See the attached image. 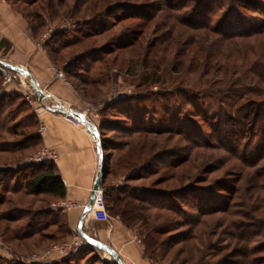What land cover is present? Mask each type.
Returning a JSON list of instances; mask_svg holds the SVG:
<instances>
[{
    "label": "rangeland",
    "instance_id": "rangeland-1",
    "mask_svg": "<svg viewBox=\"0 0 264 264\" xmlns=\"http://www.w3.org/2000/svg\"><path fill=\"white\" fill-rule=\"evenodd\" d=\"M7 1L15 11L27 20L35 38V47L39 50H45L52 62L51 73L63 81L67 91L70 93L67 96L75 100L72 106L57 99L56 104L48 98L52 95H47L43 103H39L38 97L33 91L31 78L28 75L7 70V74L3 75L0 82L1 92H6L7 86L21 89L12 92V94L18 93L22 95L27 105L22 107L17 113L16 120H23L24 122L36 120L38 125L28 131L37 130L40 136H43L40 134V128L45 124L39 121L37 110L41 111L44 109L55 113L52 111V107L56 104L58 107L82 112L96 125L99 133L103 112L107 111L108 105H112L119 100L131 98V101L128 102L130 106H126L125 109L113 110L109 108L108 111L110 112L108 114L115 113L118 115L116 116L117 118H111L119 121L117 124H113L116 128H118V125L131 126L136 122L137 125L143 124L144 127L168 128L175 131L182 129L186 133L204 134V137L209 138L217 123L216 120L213 121L210 118L211 112L210 115L206 112L202 113L209 107L210 95L217 99L219 97L218 100H220L222 111L232 114V110L238 103L232 92L221 91L220 87L225 86L230 81V78L235 76H241L240 78L249 80L247 79L249 73L246 72L247 64L243 63L244 58L237 59L234 63V59L228 55V52L233 50L229 42L222 47L218 55H215L213 51L217 49L218 43L215 44L216 42L213 41L214 37L209 32L206 36L203 35L205 33L203 29H191L189 26L191 22L189 21L192 20L187 19L188 22L183 23L173 17H164L162 13L153 16L155 14L152 7L161 4V0H28L30 2L28 6L23 0L16 2L14 5L9 0ZM188 1L191 4L196 3V0ZM147 5L150 7L146 8L145 6ZM133 11L151 13V18H126ZM33 12L37 13L36 15L38 13L42 15V21L45 23L36 33H33L30 23L35 25L40 21L33 18ZM64 29L67 30L70 38H83L88 35L101 33L61 53L51 54L49 51V54L45 47V42L53 33ZM123 43H126V45L129 43L131 46L119 48V45ZM87 49L96 50L92 53L88 52V55L84 56V60H93L98 58L103 52L112 51L106 55V61L92 66L94 69L90 78L100 79L101 81L93 86H86L81 79L79 80L78 77L73 76L72 66L68 65L72 62L74 55L88 51ZM6 54L7 51L0 54V60L16 66L9 57H6ZM248 56L251 57L252 55ZM17 67L28 70L25 66L17 65ZM59 73H63V76H60ZM187 95L198 96L197 102L199 104H197L201 112H199L197 107L188 104L189 97ZM154 97L156 102L151 100L155 99ZM139 99L140 101L142 100V105L138 104ZM218 107L219 105L216 104L215 108ZM32 111L34 112L33 115L31 114ZM213 111L219 112L220 110L213 109ZM220 113L223 114L222 112ZM13 123L15 121L9 122V124ZM210 123L214 125L209 126ZM222 129L223 127L221 126L219 130L221 131ZM47 130L48 127L46 126L44 133ZM104 134L112 148L108 150L111 153L109 156L110 171L104 180L107 186L129 187L127 188L128 191L139 187L169 192H174L193 184L198 185L197 187L200 188L212 186L209 193L214 195L215 198L218 196V201L215 200V203L221 204L222 201L226 200L224 187L228 184H234V180L239 178V173L243 169L242 163L236 157L222 149H194L191 159L181 166L165 167L161 165L163 163L160 160H154L151 168L136 174L137 176L135 177L138 178L129 179L132 172L130 162L133 160L139 164L143 162V158L150 152L151 146L155 148V151L162 147L173 150L180 145L184 146L185 142L180 141L176 136L171 137V139L168 136H160L158 138L153 136L155 140L150 143L152 140L151 136L136 135L130 143L133 149L131 154L128 148L125 147L119 150L113 149L118 143L128 141V138L119 131H113L109 128ZM5 139L15 141L21 139V137L7 135ZM223 143L231 145L225 140H223ZM42 148L56 151L54 147L41 144L29 151L30 155L24 158V162H32L29 161V158L35 156ZM2 154L0 152V157H2ZM169 159L174 161L176 158L171 157ZM58 161L59 154L57 152ZM13 162L15 160L13 161L12 158L7 163L11 164ZM5 163L0 159V164ZM9 169L11 170L13 167ZM155 170L158 172L153 174L152 171ZM243 171L245 172L246 170L243 169ZM247 173H251V170H248ZM249 175L253 176L251 178L245 176L240 183L236 182L237 185L239 184L242 194L241 197L236 199L235 208L264 218V176L257 181L255 179L258 176L256 169ZM2 191L1 189L0 193ZM114 193L118 192L115 191ZM220 195L222 198H219ZM7 197L10 202H7L1 209L7 210L16 207L17 211L15 213L18 220L10 222L0 221L1 264H38L37 260L43 262L45 260L43 258L45 255L49 257L51 253L48 252L51 250L58 251L62 258L76 252L75 256H73L76 258L73 260L76 264H116L108 253L93 248L84 239L83 246L72 247L67 253H62L58 247L73 241L76 236H79L78 234L74 235L70 227L71 235L66 236H58L60 233L57 228L49 229L47 233L50 235L53 232H57V235L55 237L50 236L52 238L49 240H41L39 239L40 236H34L29 239H15L13 235L16 233L21 235L25 225H27V221L30 219V215L22 211V209L29 211L43 209L59 199L45 195H28L22 191L16 194H7ZM101 198L106 218L100 220L94 217L93 210L96 207L93 206L86 217L89 222V230L88 233H85L101 242L110 244L114 248L111 244L110 234L113 232L114 226L119 225L121 229L130 234L117 236L119 244L121 246L122 244L124 246L128 244L136 245L138 247L137 256L145 259V261L141 262L132 261L130 264H199L202 260L210 262L223 257H231L232 260L238 261L242 260L241 255H236L237 252L233 249V245L231 247L227 246L232 239L229 238L230 229L225 223L227 218L225 214L216 213L205 217L202 222H206L208 225L205 226L202 223V225L195 227L194 237L191 240L169 245L171 235L186 231L188 228L175 226L180 221V218L174 216L171 212L157 208L144 210L143 213L146 216L142 213L143 217L148 218L151 228L167 222L172 223L170 225L172 231L168 229L171 232L168 231L165 234L155 236L157 237V242L153 244L151 250L154 255H150L151 251H147L144 243L147 228L143 227V222L137 221V224L131 227L126 226L119 217L109 215L104 201L103 189L101 190ZM70 202L73 203L71 210L63 209L65 211L63 212L59 207L54 206L53 208L55 209L53 210L60 211V215L64 213L67 217L69 211L81 207L79 202L72 200ZM90 217L93 219V224L88 220ZM45 221L38 218L36 224L43 225ZM259 241L264 243V238L258 239L253 246H257L256 244H259ZM11 247L12 249H10ZM81 249L84 250L82 251ZM92 249L94 251H91ZM79 257H84V259L80 260ZM251 257L260 259L262 261L261 264H264V251H259Z\"/></svg>",
    "mask_w": 264,
    "mask_h": 264
},
{
    "label": "trees",
    "instance_id": "trees-1",
    "mask_svg": "<svg viewBox=\"0 0 264 264\" xmlns=\"http://www.w3.org/2000/svg\"><path fill=\"white\" fill-rule=\"evenodd\" d=\"M9 1L14 5L16 2L22 0ZM23 2L27 6L30 4L28 0H23ZM145 7L149 8L150 6L147 5ZM152 8L155 14H152L153 16L162 13L164 17H173L183 23L188 22L187 19H190L193 21H189L191 22L189 25L191 29H203L205 31L203 35L206 36L209 32L214 37L213 41L216 42L215 44L218 43L217 49L213 51L215 55H218L222 47L229 42L233 50L228 52V55L234 59V63L237 59L244 58L243 63L245 65L247 64L246 72L249 73L247 77L249 80H244L240 78L241 76H235L231 77L228 83H224L225 86L220 87L221 91L232 92L238 103L232 110V114L222 111L220 100H218L219 97L217 99L210 95L211 101L209 103L207 102L209 107L202 113L204 114L206 112L210 115L211 112L212 115H210V118L213 121L216 120L217 123L209 138L204 137V134L196 135L186 133L182 129L175 131L168 128L156 129L154 127H144L143 124L137 125L136 122H132L133 124L131 126L118 125V128H116L113 124H117L119 121L111 118H117L116 116L118 115L115 113L108 114L110 112L108 110L109 108L113 110L125 109L126 106H130L128 102L131 101V98L119 100L112 105H108L107 111L103 112V119H101L99 128V139L106 159L107 173L104 180L110 171L109 156L111 153L108 150L112 148L104 134L109 128L113 131H119L123 136L128 138V141L118 143L113 149L119 150L125 147L128 148L131 154L133 149L130 143L136 135L151 136L152 140L150 143L155 140L153 136L157 138L160 136H168L170 139L176 136L180 141L185 142L184 146L180 145L173 150L162 147L155 151V148L151 146L150 152L144 156L143 162L140 164L134 160L130 162L132 172L129 179L138 178L135 177L137 176L136 174L151 168L154 160H160L163 163L161 165L165 167L181 166L191 159V154L194 149H222L230 155H233V157H236L246 171L244 172L242 169L241 173H239V178L234 180L235 183L232 185L228 184L224 187V190H226L224 193L226 200L222 201L221 204L215 203V200L218 201V196L215 198L214 195L209 193L211 192L212 186L209 188H200L197 187L198 185L193 184L182 187L174 192L139 187L128 191L127 188L129 187L117 188L110 185L107 186L103 180L102 189L104 190L106 209L110 216L119 217L128 227L137 224V221L143 222V227L147 228V233L144 236L147 251H151L153 244L157 242V237L155 236L165 234L171 230L170 225L172 223L167 222L151 228L148 218L143 217L144 210L157 208L171 212V214L180 218V221L175 226L178 228H188L186 231L171 235L169 245L191 240L194 237V228L202 225L205 217L216 213L225 214L227 215L225 223L230 229L229 238L232 239L229 242L230 245L227 244V246L231 247L233 245V249L237 252L236 255H241L242 260L238 261L233 259V261L231 257H223L210 262L202 260L199 264H261L262 261L260 259L251 256L259 251H264V243L260 241L259 244H256L257 246H253L258 239L264 238V218L254 214H248L241 209L237 210L235 208V201L242 194L241 188L237 183H240L245 176L251 178L253 175L250 176L249 174L255 171V169L258 172V176L255 178L257 181L264 176V0H196L194 4L189 3L188 0H161V4ZM36 14L33 12V18L39 19L40 22L35 25L30 23L33 33H36L38 29L45 25L44 21H42V15L39 13L38 15ZM131 17L148 19L151 18V13L148 14L145 11L143 13H137L133 11L126 18ZM100 33L88 35L83 38H70L67 30L64 29L53 33L45 42V47L49 54L50 52L51 54L61 53L70 47L84 43L88 38ZM4 43L5 41L3 40L1 46ZM127 46L131 45L129 43L127 45L123 43L119 45V48ZM94 50L96 49H90L74 55L72 62L68 64L72 66V75L78 77L79 80L81 79L86 86H93L101 82L100 79L90 78L91 72L94 69L92 66L96 63L106 61V55L112 52L111 50L106 53L103 52V54L93 60L83 59L84 56L88 55V52L92 53ZM250 54L252 55L251 57L248 56ZM2 78L3 74L0 73V82ZM187 96L189 97L188 104L198 108V96ZM140 99L138 100V104L142 105V100L140 101ZM151 100L156 102V98ZM216 104L219 105V109L215 108ZM26 105L27 103L22 95L1 92L0 84V152L1 154L3 153L0 159L6 162L5 164H0V190H3L0 193V221L5 220L10 222L18 220L16 219L17 215L15 213L17 211L16 207L7 210L1 209L7 202H10L7 194H16L22 191L24 194L33 196L45 195L63 199L67 193L66 186L55 163L24 162V158L30 155L29 151L41 145V136L37 133V130L28 131L30 128L38 125V122L36 120L28 122L16 120L17 113ZM213 109L220 111L214 112ZM198 110L201 112L200 108ZM33 113L32 111L31 114L33 115ZM13 121L15 123L9 124V122ZM210 125L213 126L214 124L210 123ZM221 126L224 129H222L223 131L219 130ZM7 135L12 137L20 136L21 139L9 141L5 139ZM223 140L231 143V145L223 143ZM171 157L176 159L172 161L169 159ZM12 158L15 162L8 164L7 162L11 161ZM10 167H13V169L10 170ZM248 170H251V173H247ZM157 172L156 170L152 171L153 174ZM115 191L118 193H114ZM219 198H222L221 195ZM22 211L30 215V219L27 221V225H25L21 235H17L18 233L13 235L15 239H29L34 236H40L39 239L41 240H49L52 238L50 236L55 237L57 235V232H53L51 235L47 233L51 228L58 229L60 233L58 236L71 235L67 217L64 213L60 215V211H54L49 206L33 211L23 209ZM38 218L39 220H46L45 223L43 225L36 224ZM203 224L205 226L208 225L206 222ZM91 251L94 250L92 249ZM75 253L53 263L41 262L38 264H76L73 261L76 259L73 257ZM152 254L153 252L151 251L150 255ZM79 259H84V257H79Z\"/></svg>",
    "mask_w": 264,
    "mask_h": 264
},
{
    "label": "crops",
    "instance_id": "crops-1",
    "mask_svg": "<svg viewBox=\"0 0 264 264\" xmlns=\"http://www.w3.org/2000/svg\"><path fill=\"white\" fill-rule=\"evenodd\" d=\"M7 41L2 44V41ZM35 38L29 28L27 20L8 3L7 0L0 2V54L7 51L14 64L25 66L31 71L39 86L47 95L54 96L57 100L68 105H73L74 99L70 95L63 81L59 80L51 73V60L45 50L35 47ZM7 45V46H6ZM9 46V48H7ZM15 61V62H14ZM16 87L7 86L6 92H16ZM68 92H66V91ZM50 99V97H48ZM51 100V99H50ZM52 101V100H51ZM39 105V103H38ZM39 121L48 127L46 133L41 136V144L54 147L59 154V161L56 163L57 169L66 186V197L57 200L49 208L55 209L58 203L66 200L79 202L80 208L69 211L67 222L69 227L77 235V228L80 218L85 210L92 193V187L98 171V146L89 131L84 126L75 125L60 114L51 113L47 110H37ZM59 209L63 212V208ZM90 223H94L90 217ZM86 219L84 231L88 233L89 225ZM110 234L112 245L121 253L127 264L132 261H145L143 257L137 256L138 247L134 244L122 246L118 242L117 236L130 235L119 225H115ZM49 257L43 259V263H53L63 259L56 250H51ZM133 256V257H129ZM39 263L42 261L37 260Z\"/></svg>",
    "mask_w": 264,
    "mask_h": 264
},
{
    "label": "water",
    "instance_id": "water-1",
    "mask_svg": "<svg viewBox=\"0 0 264 264\" xmlns=\"http://www.w3.org/2000/svg\"><path fill=\"white\" fill-rule=\"evenodd\" d=\"M7 70H12L15 72H18L22 75H28L31 78V84L33 86V91L38 97L39 103H43V101L47 98V94L43 91V89L39 86L34 74L27 70L23 69L21 67H17L14 65H10L8 63H5L0 60V73L3 75L7 74ZM50 99L56 103V98L54 96H50ZM57 104V103H56ZM54 105L52 107V111L55 113H58L62 116L65 117H71L73 119H76L81 125L89 129L91 134L93 135L97 146H98V171H97V176L94 181L93 187H92V193L89 198V201L85 207V210L80 218L78 228H77V234L84 239L87 243L91 244L93 248H97L105 253H108L109 256L116 262V264H127L125 260L123 259V256L119 251H117L115 248H113L110 244L101 242L88 234L85 233L84 231V224H85V219L92 210L94 203L97 199L98 192L102 190V184L104 177L107 173L106 170V159L105 155L103 153V148L101 146V142L99 139V133L97 131L96 125L89 120V118L82 112L78 111H72L67 108L63 107H58L57 105Z\"/></svg>",
    "mask_w": 264,
    "mask_h": 264
},
{
    "label": "built area",
    "instance_id": "built-area-1",
    "mask_svg": "<svg viewBox=\"0 0 264 264\" xmlns=\"http://www.w3.org/2000/svg\"><path fill=\"white\" fill-rule=\"evenodd\" d=\"M60 76H63V73H59ZM70 122L74 123L75 125L82 126L76 119H73L71 117H65ZM89 118V117H88ZM46 130V126L42 125L40 128V134L43 135L44 131ZM29 161L32 162H39V163H46V162H53L57 163V152L54 150H50L49 148H42L39 150L38 153L35 154V156L29 158ZM58 207L63 208L65 210H71L73 203L70 201H63L61 203L57 204ZM94 207H96L94 212V217L97 219L103 220L106 218V213L104 210V205L102 203L101 198V190L98 192L97 199L94 203ZM84 245V241L80 236H76L73 241L64 243L58 247V249L62 253H67L69 250H71L72 247H81Z\"/></svg>",
    "mask_w": 264,
    "mask_h": 264
}]
</instances>
